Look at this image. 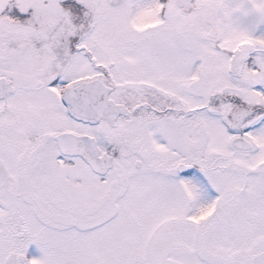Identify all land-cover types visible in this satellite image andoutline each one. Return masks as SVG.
Segmentation results:
<instances>
[{
  "label": "snow or ice",
  "instance_id": "1",
  "mask_svg": "<svg viewBox=\"0 0 264 264\" xmlns=\"http://www.w3.org/2000/svg\"><path fill=\"white\" fill-rule=\"evenodd\" d=\"M264 0H0V264H264Z\"/></svg>",
  "mask_w": 264,
  "mask_h": 264
},
{
  "label": "flooded vegetation",
  "instance_id": "2",
  "mask_svg": "<svg viewBox=\"0 0 264 264\" xmlns=\"http://www.w3.org/2000/svg\"><path fill=\"white\" fill-rule=\"evenodd\" d=\"M260 32H264V25L260 26V29L258 30L257 34L259 35Z\"/></svg>",
  "mask_w": 264,
  "mask_h": 264
}]
</instances>
